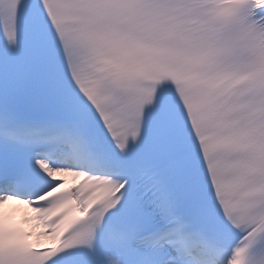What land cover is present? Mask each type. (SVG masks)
<instances>
[{
  "label": "snow or ice",
  "instance_id": "1",
  "mask_svg": "<svg viewBox=\"0 0 264 264\" xmlns=\"http://www.w3.org/2000/svg\"><path fill=\"white\" fill-rule=\"evenodd\" d=\"M0 264H264V0H0Z\"/></svg>",
  "mask_w": 264,
  "mask_h": 264
}]
</instances>
